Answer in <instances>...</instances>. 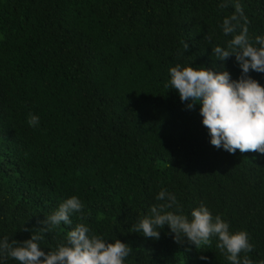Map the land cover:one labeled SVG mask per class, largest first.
<instances>
[{"label":"trees","instance_id":"obj_1","mask_svg":"<svg viewBox=\"0 0 264 264\" xmlns=\"http://www.w3.org/2000/svg\"><path fill=\"white\" fill-rule=\"evenodd\" d=\"M236 3L250 39L264 35V0H0V240L39 233L47 252L85 223L132 247L125 264H231L217 237L197 250L166 225L158 240L131 232L167 190V211L190 220L203 204L249 234L241 259L264 261V154L213 147L200 105L165 86L177 64L239 79L235 57L211 51L232 39L222 21ZM248 75L264 87V73ZM72 196L84 205L72 223L41 232Z\"/></svg>","mask_w":264,"mask_h":264},{"label":"clouds","instance_id":"obj_2","mask_svg":"<svg viewBox=\"0 0 264 264\" xmlns=\"http://www.w3.org/2000/svg\"><path fill=\"white\" fill-rule=\"evenodd\" d=\"M221 7H227V3ZM234 9L222 21L223 34L231 35L232 39L228 41L226 49L216 46L211 51L216 61L223 62L235 57L241 69L239 79L233 80L227 71L217 73L203 66L182 67L177 64L169 68L170 80L165 86L175 90L180 100L187 102L189 110L196 104L200 105L201 122L208 130L213 147L223 148L230 154L237 150L240 153L264 154V87L248 75L250 70L264 73V35L250 39L248 17L239 3L235 4ZM206 39L211 41L212 37L207 36ZM183 46L186 52L187 43L184 42ZM38 122L37 116L29 114V126L36 127ZM156 199L166 203L152 206L151 215L140 219L131 227V232L158 240L159 230L166 225L174 234L176 243L186 240L197 250L210 246L212 237H217L216 248L226 254L231 264H252L247 255L240 258L241 253L247 254L253 250L246 231L230 232L229 224L219 215L213 217L203 204L191 211L190 220L179 210L167 211L177 205L175 195L167 190H162ZM83 207L76 196L66 199L41 222L43 227L40 231L47 233L61 224L70 225V216L81 212ZM43 239L44 236L39 233L31 234L30 239L23 242L9 241L8 237H4L0 240V260L11 257L19 264H125L132 252V247L119 239L107 242L100 235L90 234V228L85 223H78L68 231L65 242L55 250L43 251L39 243ZM200 258L207 259L204 256Z\"/></svg>","mask_w":264,"mask_h":264}]
</instances>
